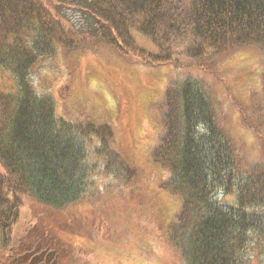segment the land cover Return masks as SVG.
I'll use <instances>...</instances> for the list:
<instances>
[{
  "label": "trees",
  "instance_id": "1",
  "mask_svg": "<svg viewBox=\"0 0 264 264\" xmlns=\"http://www.w3.org/2000/svg\"><path fill=\"white\" fill-rule=\"evenodd\" d=\"M88 2L87 13L73 4L66 8L79 12L85 28H77L64 13L66 27L41 0H0V71L12 81L0 89V264H111L100 252L118 229L98 228L96 216L124 197L128 217L134 211L149 215L146 233L154 229L178 264H246L250 240L264 244V213L246 211L264 208V165L241 171L238 150L216 123L202 78L172 80L163 100L146 110L161 130L155 134L144 119L153 137L143 150L122 105L94 121L88 113L72 115L66 111L78 95L72 76L63 82L59 100L65 89V102L58 107L51 93L36 92L30 74L43 56L72 68L85 34L94 45L153 68L173 63L177 51L208 60L264 47V0ZM134 33L157 50L140 48ZM260 79L264 91V72ZM106 177L113 183L103 184ZM99 183L122 185L125 194L101 191ZM227 194L237 206L226 205ZM129 231L132 237L115 252L118 264L125 250L136 260L160 259L148 240Z\"/></svg>",
  "mask_w": 264,
  "mask_h": 264
},
{
  "label": "rangeland",
  "instance_id": "2",
  "mask_svg": "<svg viewBox=\"0 0 264 264\" xmlns=\"http://www.w3.org/2000/svg\"><path fill=\"white\" fill-rule=\"evenodd\" d=\"M41 1L66 27H70L68 23H72L77 28L80 26L85 28L79 12L66 8L73 4L83 7L80 10L87 13L88 10L84 5L89 3L88 0H71L72 4L66 3V0ZM64 13L68 23L64 18ZM133 36L140 48L151 52L157 50L155 44L147 37L139 33H134ZM82 38L84 46L78 49L80 50L78 60L72 68L65 66L66 60L62 61L61 58L59 63L56 56L52 58L43 56L38 59L30 74L32 85L38 94L51 93L58 98V107H60L64 104L63 98L66 96L64 89L62 99L59 100L61 87L63 82L72 76V83L78 88V95L73 104L67 106L66 111L80 117L83 113H88L94 121L100 116L103 118L106 115L117 113L122 105L131 117L128 125L132 134H135L137 147L143 149L151 143L148 137H153L149 125L143 122L144 119L147 118L152 122L155 134L161 130V124L156 117L144 116L146 110L151 108L153 111L155 104L163 100V92L172 80L199 77L206 83L203 87L212 101L216 123L231 137L234 150H238L241 171L246 173L253 165H264V91L260 88L261 84L263 85L260 74L264 72V47H252L212 56L208 60H193L176 50L177 55L173 63L163 68H153L131 57L122 56L115 50L94 45L93 39L87 34ZM240 61L249 63V67H239ZM70 64L72 65V60ZM11 82L10 77L0 71V89L6 90ZM256 103L258 106L254 105ZM258 107L259 111H257ZM259 121L263 125H260ZM102 182L103 184L108 182V185L113 183L107 177L102 179ZM101 185V183L98 184L99 187ZM100 190H110L111 195L125 194L122 185L117 188H114V185L109 188L100 187ZM125 199L126 197L119 203L106 205L98 210L96 216L97 223L100 225L98 228L103 230L117 228V233H119L115 240L103 242L106 248L101 249L100 253L105 255L111 264H118L114 256L119 255H115V252H121L119 243L129 240L132 237L129 230H135L139 233L140 240L146 239L150 242L152 249L156 252L154 255L159 256L160 259L156 261L136 260L130 256L131 251L125 250V255L119 264H170V262L178 264V259L173 257L158 241L154 229L150 234L146 233L144 222L149 215L134 211L138 213L128 217L125 210ZM222 200L227 203L226 205L237 206L233 195L227 194ZM154 202L155 197H153ZM246 211L252 214H262L264 208L247 209ZM22 213H25L24 209ZM26 215L20 219L23 224L26 221ZM122 224L125 225L124 230L119 227ZM135 241L137 242V239ZM250 241L246 249V264H264V252L260 248L264 244L261 243L262 245L259 246L255 239ZM96 253L95 260L102 263V255L99 252ZM118 261L120 262V259ZM105 263L107 264V261H104Z\"/></svg>",
  "mask_w": 264,
  "mask_h": 264
}]
</instances>
